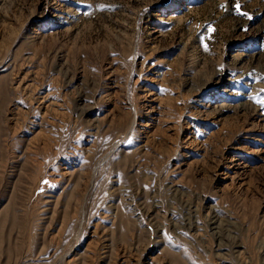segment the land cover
Returning <instances> with one entry per match:
<instances>
[{
    "label": "rangeland",
    "instance_id": "obj_1",
    "mask_svg": "<svg viewBox=\"0 0 264 264\" xmlns=\"http://www.w3.org/2000/svg\"><path fill=\"white\" fill-rule=\"evenodd\" d=\"M0 264H264V0H0Z\"/></svg>",
    "mask_w": 264,
    "mask_h": 264
},
{
    "label": "snow or ice",
    "instance_id": "obj_2",
    "mask_svg": "<svg viewBox=\"0 0 264 264\" xmlns=\"http://www.w3.org/2000/svg\"><path fill=\"white\" fill-rule=\"evenodd\" d=\"M238 7V6H237Z\"/></svg>",
    "mask_w": 264,
    "mask_h": 264
}]
</instances>
